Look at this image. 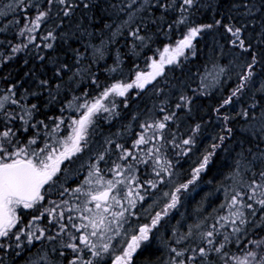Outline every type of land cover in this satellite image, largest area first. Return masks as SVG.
<instances>
[{
    "label": "trees",
    "instance_id": "16d2710c",
    "mask_svg": "<svg viewBox=\"0 0 264 264\" xmlns=\"http://www.w3.org/2000/svg\"><path fill=\"white\" fill-rule=\"evenodd\" d=\"M234 2L238 0H227L226 3L222 0H198L188 12L184 13L187 17L186 25L174 23L181 18L178 7L176 11H169L163 16L159 10L154 9L153 12L146 10L138 14L135 23L131 25V29L134 30L136 25L147 24V28H142L140 31V35L145 37L141 42L130 37L128 29L123 30L122 35L112 37V32L116 31L115 25L111 30H102L103 23L95 17L90 21L88 16H84L86 10L82 6L77 8L72 16L71 27L65 20L61 28L56 31L57 39L44 41L42 37L54 27L53 21L59 23L60 19H63L62 14L57 17L62 6L47 5L44 0H40L42 10L51 8V19L43 23L33 34L36 40L32 44L14 53L13 47L28 43L27 38L19 36L18 33L25 23V14L32 17L35 9L29 8L25 13L18 8L13 12V7H16L13 0H0V13H6V15L0 14V29L7 28L6 31H0V97L9 95L19 101L18 105L10 102L6 104L4 111L13 113L17 118L6 120L0 116V131L11 127L16 133L12 139L17 147H25L30 139L38 137L37 143L31 146L34 150H39L48 143L56 147L59 152L61 148L57 142L70 134L71 121L79 119L85 111V109L76 111L74 107L76 104L84 103L85 99L91 103L112 84L131 83L135 80L137 72L151 71L149 65L152 60L160 59L165 46L174 47L187 27L214 25L212 29L202 32L193 41V49L185 51V56L180 58L179 64L165 65L164 74L146 85L144 89L133 87L125 97L111 95L104 100L105 106L110 111H102L94 117L93 125L89 127L88 147L74 156L71 163L64 161L61 164V169L67 168L68 178L65 179L63 173L58 174L60 180L51 191L48 190V185L41 189L43 201L32 209L19 208L20 223L13 232L23 228L26 232L39 234L38 229H45L46 234L55 235L59 231V224H67V233L76 236L85 233L84 229L77 231L71 225L85 224L80 214H83L87 185L83 186L80 193H74L71 189L83 184L92 164H96L100 170L104 168L103 173L106 176L117 164L128 172V166H132L130 172H136L134 191L139 192L145 199H138L140 205L136 210L133 211L130 207L125 214L127 223L131 220L137 228L149 224L156 212H160L165 207L163 204L151 205L154 198L157 196L161 198V194L164 193H172L180 184L187 182L191 178V170L198 166L197 161L206 154L207 150H210L211 144L219 143L214 138L220 135L227 136L226 129L231 128V137L224 142L221 149L216 151L208 169L201 173L194 185H189L187 190L178 194L180 202L177 207L164 216L161 224L153 229L159 238L154 237L151 242L142 244L134 254L131 264H182L183 262L237 264V260L233 258L242 260L248 251L258 252L257 259L260 255H264V248L257 249L249 243L264 238V206L257 202L264 199V187L256 188L255 193L252 190L253 180L260 184L258 173L264 170V166L257 163L251 168L245 167L248 161L252 160L247 152L252 145L246 134L240 131L241 126L245 125V119L239 115L243 110L248 109L251 117L253 111L258 115L260 110L264 109V91H259L264 85V43H261L259 24L250 23L253 17H240L231 7ZM139 3L140 0L137 6ZM175 3L178 6L180 0H175ZM240 11L243 12V8ZM89 15L93 14L89 13ZM82 17L83 26L88 27L94 35L81 37V34L76 32L75 24L80 22ZM262 17L264 11L255 13L254 18L257 21H261ZM218 19L222 24L216 26L215 21ZM10 20H19V23L10 25ZM153 20L155 23L152 22ZM104 22L110 23L111 20L106 17ZM239 23L246 24L241 39L252 45L249 51L233 45L231 43L233 37L223 26H239ZM169 24L172 25L171 28L168 27ZM72 32H75L79 39L65 40L61 36L62 33ZM45 43H53L54 48L51 50L44 48ZM36 44L41 47H35ZM88 44L102 49L106 45L103 58L94 55L93 48L86 47ZM73 49L81 54L79 60ZM193 51L196 53L195 56L192 55ZM41 56L45 59L41 60ZM253 56L256 57L257 63L253 67L251 80L233 97L230 104L221 108L224 99L240 84V77L246 72V66ZM64 64L68 65V68L57 76V69ZM214 66L224 69V72L218 76V82H213L209 77L208 80L203 81L208 86L201 87V78L207 72L213 71ZM78 69L79 74L74 75ZM42 80L48 81V85H41ZM181 95L189 97L191 103L178 109L176 105L182 103L179 99ZM73 97L81 99L75 101ZM70 101L73 107H68ZM32 104L37 105V110L31 119L25 117L27 120L25 123L19 117L24 115L22 109L30 108ZM252 104L257 105L256 109L250 107ZM61 109L64 111L61 112ZM173 113L175 115L172 120L163 121L165 115ZM225 116L230 119L226 121ZM60 119H63L64 123L58 130L53 131L55 129L53 121L59 122ZM39 121H43L44 124H39ZM157 122L166 123V128L161 130L152 127L145 131L140 127L142 124L155 125ZM33 124L37 126L31 127ZM197 124L200 125V129L198 132H193ZM25 128L27 131L24 130ZM49 133L51 135H48ZM141 134L148 143L134 147L135 140ZM189 137L195 138V144L190 150L189 146L182 144V141ZM117 144L122 145L123 148H116ZM261 147H264V144ZM157 148L160 150L159 153L155 151ZM124 149L132 155L122 159ZM149 149H152L151 153ZM9 150L11 151L12 148L9 147ZM99 155L104 156L102 161L96 159ZM157 157L166 167L171 165L168 167L171 176L161 173L164 176L163 182H159L155 176V172L160 171L155 163ZM237 162L240 164L239 168ZM81 165L84 167L81 168ZM170 178L173 179L171 184ZM149 180L156 182L157 187L151 188L145 184V181ZM61 184L63 188L69 189L63 196L59 195L62 191ZM138 184L144 187H138ZM237 193L240 194L237 199L242 204H252L251 209L242 208L246 221L242 225L235 217H232L236 219L235 225L231 223L233 220L231 213L241 206L229 207L232 196ZM250 196L254 198L249 199ZM165 199L166 204L170 203V195L165 196ZM63 201L68 203L65 205ZM56 205L60 207L51 215L45 212L46 209H52ZM142 205L147 208L146 214L140 211ZM61 212L64 216L62 220L58 217V213ZM41 213L44 215L41 216ZM228 215L229 222L221 229L220 224L225 222L220 218ZM34 216L41 218L33 221ZM69 216L72 218L71 221L68 219ZM214 226L220 234H214L210 238L213 240L210 246L202 234L212 231ZM233 227H239L240 232L233 233ZM183 234L187 235L189 240L184 238L183 244L180 245L175 238ZM224 235L229 236L227 243L224 242ZM61 241L65 244L78 243L69 240L66 233H60L56 242L42 239L34 241L33 245H28L25 236L22 235L19 248L15 246L17 242L14 237L0 239L5 245H12L0 250V264H30V261L32 264H69V261L77 255L80 256L78 264H86L88 260H92L93 264H112L116 257L122 254L120 253L122 250H117L115 253L108 251L102 258H97L93 257L83 245L80 246L81 250L78 253H73L71 249L61 247L59 243ZM190 242L192 244H189ZM222 243L225 246L220 253L210 250L219 247ZM53 248L55 251L52 250ZM200 248L206 250V256L200 254ZM41 249L43 252H40ZM178 252L182 255L177 256ZM225 253L227 255H224ZM39 255H46L47 260L40 261Z\"/></svg>",
    "mask_w": 264,
    "mask_h": 264
},
{
    "label": "snow or ice",
    "instance_id": "6c2138e0",
    "mask_svg": "<svg viewBox=\"0 0 264 264\" xmlns=\"http://www.w3.org/2000/svg\"><path fill=\"white\" fill-rule=\"evenodd\" d=\"M47 5H61L60 12L57 13V17L59 18L62 14L63 19H60L59 23L53 21L54 27L47 32V35L43 36L42 39L44 41H55L57 39L56 31L60 29L61 26L64 24L65 20L69 22L71 27V18L74 15L75 11L79 7H83L85 9L84 16H88V19L91 21L93 17L96 20L103 23L102 30H111L115 25L116 31H113L111 36L115 37L117 35H122L123 30L128 29V35L135 40H139L143 42L145 39L144 36L140 35V31L142 28H147V24H139L136 25L135 29H131V25L135 23V20L138 17V14L143 13L144 11L153 12L154 9L159 10L161 16L165 15L169 11H176L177 7L180 12L181 18L175 21L174 23L180 25L187 24V17L184 16V13L188 12V10L193 7L198 0H180L179 5L177 6L175 0H140L139 6H137L138 0H44ZM223 3H226L227 0H222ZM13 3L16 7H13V12H16L17 9H22L25 13L29 8L35 9V14L32 17H28L26 14L24 16L25 23L22 28H20L18 35L24 36L27 38L28 43L23 45H16L12 48V51L19 52L22 48L28 47V44H32L36 40V36L33 35L37 32L38 29L41 28V25L51 19V8L47 10H42L40 7V0H13ZM11 7V5H10ZM232 9L238 13L240 17H253L250 21L252 24H259L261 28L260 37L261 43H264V17L261 18V21H257L255 17V13L264 11V0H238V2H234L231 5ZM243 8V12L240 9ZM92 13L93 15H89ZM6 15V13H0ZM125 18H121V17ZM110 18L111 22H104L105 18ZM155 23V20L152 21ZM19 20H10L9 24H18ZM222 24L221 20H216L215 25L219 26ZM91 26V25H89ZM225 30L231 34L233 39L231 43L233 45H238L244 51H249L252 48L250 43H246L244 39H241L242 33L246 29L245 23H239V26L235 25H223ZM169 28L172 27L171 24L168 25ZM214 27L213 24H203L198 26H191L187 27L186 32L183 34L182 38L179 39L175 46H165L163 52L160 54V59L156 60L153 59L149 67L151 71L145 72H137L135 80L131 83H121L117 82L112 84L110 87L106 88L98 98H95L91 103H89L86 99L84 103L76 104L75 110L79 111L80 109H85V111L80 115L79 119H73L69 127L71 128L70 134L63 140L58 141L59 147L61 150L57 152L56 147L51 146L48 143L44 144V147L40 148L39 150L31 149L32 145L37 143V138L34 137L30 139L25 147H17L16 143H13V137L16 133L12 130L11 127H6L3 131H0V239L3 238H10L14 237L16 243V247L19 248L21 246V236L24 235L26 238V243L28 245H33L34 241H41L42 239H46L48 241H57V236L60 233H66L71 241H78V243H63L62 241L59 242L60 246L63 248L71 249L73 253H78L81 250V245L84 248L88 249L93 257L102 258L103 254L109 251L110 243L116 237H120L122 235L120 229L124 227L127 223V217L125 213L129 211L128 208H121L120 211L111 212V219H108V216L105 213L109 212V209L112 207L111 204L107 205L106 207L102 202H107L109 199L113 201L115 205H120V200L116 198V196H110V193L114 188H116L117 184H123V180H118L115 183L112 180L107 181V187L103 191H97L95 194H91V200L96 202V209L98 210L96 213H93L92 216H84L83 219L87 220L88 223L80 224L77 226L76 224H72V228H76L77 231L80 229L87 230L91 227L90 232L81 233L79 236L73 235L71 233H67L66 230L68 228L67 224H59V231L55 235H48L46 234L45 229H38L39 234H36L32 231H25V229L21 228L16 232H13V229L16 227L18 223H20L19 217L16 215V208L17 206H22L24 209H32L36 207L41 201L44 200V196L41 194V189L45 187V185L49 186V191L52 190L59 182L60 177L58 174L63 173L65 179L68 178L67 176V168L61 169V164L64 161H68L69 163L72 162V158L77 154L84 151L85 148L88 147V138H89V127L93 125V118L100 112H109L110 109L105 106L104 100H106L109 96L115 95L120 97H125L128 93L129 89L133 87L144 89L146 85L150 84L152 81H155L157 77H160L164 74L165 65H173L179 64L180 58L185 56L186 50L193 49V41L200 36V34L206 30L212 29ZM76 32L83 36H92L94 35L93 32L89 31L88 27L83 26V17L81 18L80 22L75 24ZM7 28L0 29V31H6ZM62 38L65 40L67 39H79L76 36L75 32L69 33H62ZM111 39V37H110ZM114 42V41H113ZM103 45V41H101ZM35 47H41L39 44L34 45ZM46 49H53V43H45L43 45ZM86 47L93 48L94 55L98 56L99 58H103L104 50H106V45L103 47H96L92 44L86 45ZM73 51L76 53L77 60L81 58V54L77 52L75 49ZM192 55L195 56L196 53L193 51ZM41 60L45 59V57L41 56ZM257 63V59L255 56L252 57V60L246 66V72L240 77V84L236 87V89L224 99L223 104H221V108L225 105H228L232 102L233 97H235L238 93H240L246 86L247 82L251 80L253 76V67ZM68 68V65L64 64L60 68L57 69L56 75L60 76L61 72ZM115 69H113L114 71ZM224 72L222 67L214 66V70L211 72H207L201 79L202 84L201 87H207V84H204L203 81L208 80L211 77L213 82H218V76ZM79 74V69L74 75ZM62 79V76H61ZM71 80V78H70ZM48 81L42 80L40 84L43 86L48 85ZM59 88V85H57ZM11 92V89L9 90ZM259 91H264V85L261 86ZM14 95V93H13ZM51 95V93H50ZM87 94H85L86 96ZM80 97H73V100L79 101ZM182 103H178L176 108H181L185 105L191 103V99L184 95L179 97ZM10 102L13 105H18L19 101L16 99H12L11 96L5 95L0 97V116H3L6 120H14L17 117L10 112H5L4 109L6 104ZM127 106V105H125ZM68 107H73L72 101L69 102ZM115 105L113 104V108ZM253 110L256 109L257 105L252 104L250 106ZM37 110V105L32 104L30 108L22 109L24 112L23 116H20V120H24L27 123L25 117L31 119L33 114ZM64 109H61L63 112ZM163 111V109H161ZM219 111V109H217ZM175 113L171 115H165L163 117V121H170L173 119ZM245 119V125L241 126L240 131L246 134V137L249 138L251 143V147L247 149V152L251 155L252 160L248 161L245 165L247 168H251L253 164H259L264 166V147H261L264 144V109H261L259 114L257 115L255 111H253L251 117L249 115L248 109L243 110L239 113ZM224 119L227 121L230 118L225 116ZM39 124L43 125V121H39ZM55 123V130H58L61 125L64 123L63 119H60L59 122L53 121ZM37 125L33 124L31 127L35 128ZM47 127V125H44ZM141 128L147 130V128L155 127L156 129H165L166 123L164 122H157L155 125H144L140 126ZM200 129V125L197 124L196 127L193 129V132H198ZM27 131V129H24ZM227 136L220 135L215 137L214 139L218 140L219 143H213L210 146V150L206 151V154L202 155V157L197 161L198 166L194 167L191 170V178L188 179L187 183H182L179 187L175 188V191L172 193H164L165 196L170 195V203L166 204L164 209L160 212H156L155 216L151 218L150 224H143L138 227L135 234H132L130 238L124 239L122 242L126 244V247L122 250V255L116 257V264H131L133 254L141 248L143 242H148L150 239V234L153 232L161 222L164 216L169 214L171 209H175L177 204L180 202V196L178 195L182 190H187L189 185H194L202 172L208 169L210 166V162L212 161L213 156L216 154L218 149H221L224 142L231 137L232 129L227 128ZM48 135H51L49 133ZM18 143V142H17ZM148 143V140L145 139L144 135L141 134L138 139L134 142V147L137 145H143ZM184 146H189V150L192 145L195 144V138L189 137L182 141ZM9 147L12 148L9 151ZM116 148H123L122 145H115ZM177 147H179L177 145ZM255 149V150H253ZM156 153H159V149L157 148ZM149 152H152V149H149ZM187 154V153H183ZM131 152L127 149H124V156L121 158H125L127 156H131ZM241 155H243L241 153ZM98 161H102L104 159L103 155H99L96 158ZM146 163V161H145ZM155 163L160 168V171L155 172V176L159 182L164 181V176L161 173H165L168 176H171L172 173L168 171V167L171 165L169 164L167 167L164 164L160 163L159 157L155 160ZM240 164L237 162V168H239ZM84 165H81L83 168ZM91 169L94 171H89L88 177H86L83 181V184L79 187L71 189L74 193H80L84 185H91L92 179L91 177L95 173H99L100 169L96 164H92ZM117 169L121 168V165H116ZM129 171L132 170V166H128ZM116 176H120L121 173L119 171L115 172ZM254 175H256L254 173ZM260 177V184H257L255 180L252 182V190L255 193L256 188L264 187V170H261L258 173ZM132 181L136 180V177L133 175L130 177ZM101 178H97L96 183H100ZM145 184L149 185L151 188H156L157 183L151 180L145 181ZM138 187L143 188L144 185H139ZM62 191H60L59 195L63 196L66 192L69 191L67 188H63L61 184ZM136 197L139 200H144L145 197L140 195L139 192L135 193ZM240 194L237 193L233 195L231 198V204L229 207L241 205L237 207L235 211L231 213L232 217H235L239 220V223L242 225L246 221L244 219V212L242 208H252V204H242L237 197ZM133 196V191L131 186H129V191L126 194L125 198L128 200V204L131 207L136 206V200L131 199L130 197ZM254 197L250 196L249 199H253ZM261 206H264V199H260L257 201ZM50 203H55L50 201ZM63 204H67V201H63ZM60 205H56L52 209H46L49 215L56 211ZM151 207V206H150ZM223 207V205L221 206ZM85 212H89L90 210L85 206ZM44 213H41L43 216ZM59 219H63V213H58ZM41 217L34 216L32 218L33 221L40 219ZM55 219V218H54ZM69 221H71V216L68 217ZM229 216L221 217L220 220L224 221L225 223L220 224V228L223 229L225 224L229 222ZM236 219L231 220V223L235 225ZM30 221V225H31ZM129 230H125L123 235L126 237L128 235ZM233 233L240 232L239 227L232 228ZM191 233H189L190 235ZM214 234H220L219 231L213 227L212 231H208L204 234V238L208 245L213 244V240L210 239L214 236ZM93 237H101L104 241L97 245L94 243L92 238ZM229 241V236L224 235V242L227 243ZM179 241H177L178 243ZM237 243H239V238L237 237ZM250 244H253L257 249L264 248V238L261 240L256 241H249ZM225 246L224 243L220 244L219 247L212 248L210 250L215 251L217 253L221 252V249ZM5 247H12L11 244L5 245L4 243L0 242V250H3ZM55 251V248L52 249ZM175 251V250H173ZM40 252H43L41 249ZM199 252L201 255L206 256L207 252L204 248H200ZM63 254V253H61ZM177 256L182 255V253H176ZM224 255H227L225 253ZM258 252L256 251H248L244 257V259L240 260L239 258H233L237 260V264H264V255H260L259 259H257ZM191 259V258H190ZM40 261H46V255H39ZM80 261V256H76L73 260L69 261V264H78ZM30 264L32 262L30 261ZM86 264H93L92 260H88Z\"/></svg>",
    "mask_w": 264,
    "mask_h": 264
},
{
    "label": "rangeland",
    "instance_id": "374dc122",
    "mask_svg": "<svg viewBox=\"0 0 264 264\" xmlns=\"http://www.w3.org/2000/svg\"><path fill=\"white\" fill-rule=\"evenodd\" d=\"M94 119V118H93ZM10 151V150H9ZM155 165V164H154ZM115 166V165H114ZM89 171H94L93 169H90ZM116 171H119L120 173H121V175L120 176H116L115 175V172ZM104 172V168H102L100 171H99V173H95L92 177H91V179H92V184L91 185H87L86 186V193H87V195H86V200H85V205H84V208H85V206H87V208L90 210L89 212H85L84 211V209H83V214H80L81 216H82V218H83V216H92V214L93 213H96L98 210L96 209V207H95V205H96V202L95 201H92L91 200V194H95V192H97V191H103L106 187H107V181H109V180H112L114 183L116 182V181H118V180H123L124 181V183L123 184H117V186H116V188H114L113 190H112V192L110 193V196H116V198L117 199H119L120 200V205H115L114 203H113V201L111 200V199H109V201H107L106 203L105 202H102V204H104V206L106 207L107 205H109V204H111L112 205V207L109 209V212L108 213H105V215L106 216H108V219H111V215H110V213L111 212H114V211H120L121 210V208H128V209H130V205L128 204V200L125 198V196H126V194L128 193V191H129V186H131V189H132V191H133V196L132 197H130L131 199H135L136 200V206L133 208V207H131L132 209H133V211L134 210H136L137 208H138V205H140L139 204V200H138V198L136 197V195H135V189H134V184H133V182L134 181H132L131 179H130V177L131 176H135L136 177V172L134 173V171H133V173L132 172H128V171H126V169L125 168H120V169H117L116 168V166L114 167V169H112V171L110 172V174H108L107 176H106V174H104L103 173ZM89 173V172H88ZM88 173H87V175H86V177H88ZM85 177V178H86ZM97 178H101V180H100V183L98 184V183H96V181H97ZM136 181V180H135ZM173 182V179L172 178H170V180H169V183L171 184ZM185 183H187V182H185ZM91 193V194H90ZM137 198V199H136ZM167 202H166V199H165V195H163V194H161V198L160 197H156V198H154V201L152 202V204L151 205H154V204H163L164 206H165V204H166ZM148 205H150V202L148 203ZM22 206H17V208H16V215L19 217V213H18V210H19V208H21ZM145 207V205H142L141 206V208H140V211H142V213L143 214H146V211L145 210H147V208H144ZM154 206H152V208H153ZM164 208V207H163ZM163 208L160 210V211H162L163 210ZM235 208V207H234ZM171 210H173V209H171ZM171 210L169 211V212H171ZM235 211V210H234ZM127 213V212H126ZM125 213V214H126ZM136 215V214H135ZM138 215V214H137ZM153 216V215H152ZM229 216V215H228ZM229 218H230V216H229ZM231 219H233L232 218V216H231ZM131 222V223H130ZM132 222L133 221H131V220H129V222L128 223H126L125 225H124V227L123 228H121L120 229V231H121V233H122V235L120 236V237H116V239H113L112 241H111V243H110V248H109V251L111 252V253H115L117 250H123V248H125L126 247V244H124L122 241L124 240V239H128V238H130V236L132 235V234H134V232H136V230L138 229L137 227H135L133 224H132ZM86 223H88V221L87 220H85V224ZM129 230L128 231V235L125 237L124 235H123V233L125 232V230ZM92 229H91V227H89L87 230H85V234H86V232H90ZM155 237H158L157 235L155 236ZM184 238H185V240H187L188 238H187V235H177V237L175 238L177 241H179L178 242V244H183V242H184ZM92 240H93V242L94 243H97V245L99 246V244L100 243H102V242H107V241H104L103 240V238H101V237H93L92 238ZM189 240V239H188ZM189 244H192V242H190ZM185 247V246H184ZM185 248H187V247H185ZM120 253H122V251L120 252ZM114 256H117V254L115 255L114 254ZM167 262V261H166ZM165 262V263H166ZM167 264V263H166ZM182 264H185L184 262L182 263Z\"/></svg>",
    "mask_w": 264,
    "mask_h": 264
},
{
    "label": "flooded vegetation",
    "instance_id": "af4514ba",
    "mask_svg": "<svg viewBox=\"0 0 264 264\" xmlns=\"http://www.w3.org/2000/svg\"><path fill=\"white\" fill-rule=\"evenodd\" d=\"M133 184H134V182H133ZM182 191H184V190H182ZM180 193H181V192H180ZM150 223H151V222H150ZM150 223H149V224H150ZM160 224H161V223H160ZM160 224H159V225H160ZM159 225H158V226H159ZM156 228H157V227H156ZM156 235H157V234H156V231L153 230V232L150 234V239H149V241L151 242V241L154 239V237H155ZM144 243H145V242H143L142 244H144ZM135 253H136V252H135ZM135 253H134V254H135ZM134 254H133V257H134ZM121 255H122V254H120V255H118V256H121ZM118 256H117V257H118ZM112 264H116V259L112 262Z\"/></svg>",
    "mask_w": 264,
    "mask_h": 264
},
{
    "label": "bare ground",
    "instance_id": "6f19581e",
    "mask_svg": "<svg viewBox=\"0 0 264 264\" xmlns=\"http://www.w3.org/2000/svg\"><path fill=\"white\" fill-rule=\"evenodd\" d=\"M159 238V237H158Z\"/></svg>",
    "mask_w": 264,
    "mask_h": 264
}]
</instances>
